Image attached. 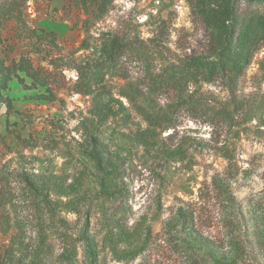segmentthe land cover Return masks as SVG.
Here are the masks:
<instances>
[{"label": "rangeland", "instance_id": "374dc122", "mask_svg": "<svg viewBox=\"0 0 264 264\" xmlns=\"http://www.w3.org/2000/svg\"><path fill=\"white\" fill-rule=\"evenodd\" d=\"M235 2L238 30L252 34L264 3ZM194 5L110 0L100 14L0 0L1 251L23 264H88V237L97 264H264L249 206L264 188V39L233 91L190 77L185 59L206 55L211 37ZM112 34L132 42L110 62ZM20 59L30 74L12 67ZM178 207L203 237L185 238L182 254L162 238Z\"/></svg>", "mask_w": 264, "mask_h": 264}, {"label": "trees", "instance_id": "16d2710c", "mask_svg": "<svg viewBox=\"0 0 264 264\" xmlns=\"http://www.w3.org/2000/svg\"><path fill=\"white\" fill-rule=\"evenodd\" d=\"M76 7L83 8L86 12H92L91 9H98L100 14L107 11V5L110 0H69ZM257 3H264V0H253ZM93 7V8H92ZM96 7V8H95ZM193 13L198 17L210 32V45L206 55L201 57H190L185 59V67L190 77L202 75L203 80L212 82L219 80L230 91H233L236 85V78L241 75L249 63V57L254 51L259 40L264 39V15L258 18L257 25L253 28L252 34L250 29L242 24L238 30L241 21L237 10L235 0H220L217 8H206L203 0H196L193 6ZM199 14V16H198ZM85 24V22H84ZM87 30V26H84ZM85 30V31H86ZM53 34V33H52ZM235 39V47L232 43ZM130 39L121 38L112 34L109 38V49L106 55L108 61L112 62L116 57L122 55V51L131 44ZM13 68L30 74L32 66L27 61L20 59L14 63ZM88 87V85H87ZM85 94L90 93L92 88H88ZM200 98L194 99V104L198 103ZM203 102L204 99H201ZM224 108H216V113H223L226 117L230 114L223 110ZM91 157L101 166V152L93 147ZM110 174L100 182L101 193L107 196L113 194L109 185ZM212 187L219 193L224 194L223 184L212 180ZM250 212L254 213L260 220V228L264 231V188L256 197L249 200ZM227 221V217L225 218ZM126 233V232H124ZM133 232L127 234L131 237ZM162 238L170 246L173 252L178 254L185 253L187 250L185 238L200 242L203 239L196 228L193 212L178 207L172 216L164 223L162 227ZM85 246L88 258V264H97L96 245L91 243L90 238L85 237ZM11 248L0 250V264H23L20 258L14 260ZM76 264V263H73Z\"/></svg>", "mask_w": 264, "mask_h": 264}]
</instances>
